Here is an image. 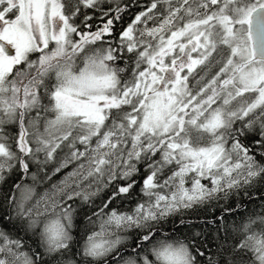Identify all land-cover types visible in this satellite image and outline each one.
I'll list each match as a JSON object with an SVG mask.
<instances>
[{
  "label": "snow or ice",
  "instance_id": "obj_1",
  "mask_svg": "<svg viewBox=\"0 0 264 264\" xmlns=\"http://www.w3.org/2000/svg\"><path fill=\"white\" fill-rule=\"evenodd\" d=\"M0 264H264V0H0Z\"/></svg>",
  "mask_w": 264,
  "mask_h": 264
},
{
  "label": "trees",
  "instance_id": "obj_2",
  "mask_svg": "<svg viewBox=\"0 0 264 264\" xmlns=\"http://www.w3.org/2000/svg\"><path fill=\"white\" fill-rule=\"evenodd\" d=\"M142 2H146V0H142ZM139 9L137 8H133L132 11L135 12V11H138ZM130 16H131V13H128L125 15V21L124 22H127L129 19H130ZM94 23H97L98 21H93ZM119 27V26H118ZM58 178V177H57ZM137 179H141L140 177H137ZM139 185H137V187L135 188V192H139ZM109 195L108 192H105L102 194L101 198L100 199H106L107 196ZM100 199H97V203H100ZM223 204V202H221V205ZM114 205L117 206V207H121V202L119 200L115 201L114 202ZM127 205V202H125V207ZM252 207H255V205H252ZM212 208H215V205L212 206ZM202 217L207 214L209 216V218L211 217V210H209L207 213H204V212H201L199 213ZM216 214L218 215L219 212L218 210L216 211ZM188 217L192 218V219H195V216L197 215V213H193V212H189L188 214H186ZM239 216L235 217L234 219L235 220H239Z\"/></svg>",
  "mask_w": 264,
  "mask_h": 264
}]
</instances>
